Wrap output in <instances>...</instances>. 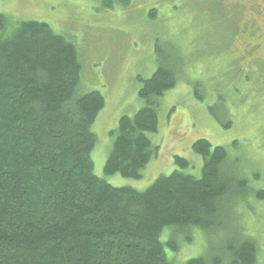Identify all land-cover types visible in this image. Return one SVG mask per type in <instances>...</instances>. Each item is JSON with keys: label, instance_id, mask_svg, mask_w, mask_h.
I'll use <instances>...</instances> for the list:
<instances>
[{"label": "trees", "instance_id": "1", "mask_svg": "<svg viewBox=\"0 0 264 264\" xmlns=\"http://www.w3.org/2000/svg\"><path fill=\"white\" fill-rule=\"evenodd\" d=\"M6 26L0 14V264H175L176 240L160 241L166 228L221 234L218 245L184 264H257L255 240L233 226L235 204L250 191L234 172L237 158L201 139L192 146L203 159L199 178L175 170L144 191L111 186L93 174L91 158L104 97H74L81 74L75 46L43 22ZM138 80L146 104L110 132L106 175L140 179L158 153L147 137L158 129L152 99L172 90L176 75L164 63ZM215 108L210 114L230 128L226 111ZM174 162L190 168L183 158ZM252 194L264 201V189Z\"/></svg>", "mask_w": 264, "mask_h": 264}, {"label": "rangeland", "instance_id": "2", "mask_svg": "<svg viewBox=\"0 0 264 264\" xmlns=\"http://www.w3.org/2000/svg\"><path fill=\"white\" fill-rule=\"evenodd\" d=\"M0 14L7 31L22 21L43 22L75 46L81 74L74 97L92 91L104 97L91 128L97 139L91 158L93 174L111 186L144 191L175 170L199 178L203 159L192 146L201 139L237 158L234 172L245 177L250 191L235 204L233 226L255 240L257 264H264V201L252 194L264 189V0H0ZM164 63L173 68L177 84L152 99L158 129L147 137L157 155L140 179L106 175L110 132L122 116L144 107L138 78H150ZM216 105L217 115L226 111L230 128L210 114ZM175 157L190 168L177 167ZM220 236L198 228L185 236L166 228L160 241L173 237L179 246L175 264H184L211 243L218 245ZM166 253L171 254L167 247Z\"/></svg>", "mask_w": 264, "mask_h": 264}]
</instances>
